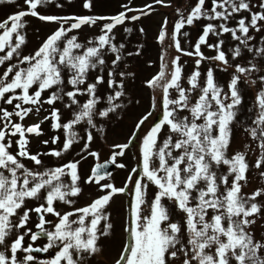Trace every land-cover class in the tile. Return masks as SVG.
<instances>
[{"label": "snow or ice", "instance_id": "6c2138e0", "mask_svg": "<svg viewBox=\"0 0 264 264\" xmlns=\"http://www.w3.org/2000/svg\"><path fill=\"white\" fill-rule=\"evenodd\" d=\"M154 3L171 6L166 0H154ZM0 4L13 5L17 0H0ZM53 4L63 7L57 0H22L17 4V11L0 21V66H3L0 72V245L9 253L0 252V264H30L35 260L32 253L48 252L52 248L57 249L54 257L38 264H84L101 251L99 240L111 234L113 224L107 208L112 198L129 188L128 184L118 188L113 183H101L110 175L104 171L107 163L125 167L115 163V158L124 154L128 144L117 145L120 151L105 165L93 167L84 183L95 184L101 195L82 207H74L72 199L82 192L78 174L80 161L45 168L41 157L60 158L79 139L85 141L78 153L81 159L86 158L85 153L98 156L89 151L94 137L87 129L96 128L97 117L103 120L122 108L125 96L127 74L117 72L125 45L114 43L113 30L125 21H138L141 16H147L153 5L137 9L125 4L124 11L112 16H60L39 11ZM83 7L90 10V0H84ZM254 8L258 10L253 11ZM128 13L139 15L129 16ZM176 15L171 40L177 55L170 61L172 70L168 72V62L162 53L160 71L146 81V86L153 91L159 89L160 95L152 97L153 111L142 115L135 124L138 132L133 135H138L142 126L154 117L139 136V178L128 177L133 185L129 219L123 229L128 242L113 264H264V237L257 240L252 231L256 219L264 216V204L257 200L264 196V189L243 194L249 168L246 155L239 151L228 155L234 129H243L260 150L255 167H264V36L257 47L252 43L255 36L250 34L264 30V0H195L190 9L177 8ZM26 17L58 25L28 54L24 53ZM201 19L209 23L203 26L191 51H187L177 37H187L189 33L182 29L194 26ZM102 21L100 34L87 38L83 44L78 42L77 35H69L83 26L91 28ZM230 21H235V26L229 27ZM167 24L165 18L159 32L160 41L165 38ZM226 33L238 42L230 49L232 60L241 58L246 51L250 58L245 62L230 63L222 50L224 41L219 39ZM209 34L218 38L215 44L207 42ZM202 46L214 50L215 55L205 56ZM109 55L112 56L110 62L105 58ZM182 57L195 58V67L187 78L188 88L181 86L183 65L179 61ZM204 61L216 67L206 69L201 86L200 67ZM217 69L222 72L231 69L226 91L215 80ZM65 72L69 90L64 87ZM90 72H98L92 82L88 81ZM242 84L247 87L259 84L254 102L256 114L250 118V125L247 119L238 120L245 91ZM101 85L110 90L103 98L106 104L103 108L99 107L102 97L97 95ZM45 93L49 94L45 96ZM194 93L198 94L193 100ZM80 96L87 99L81 103ZM57 102L71 111L72 118L65 123L61 122ZM247 111L251 113L252 108ZM42 112L48 114L41 119ZM31 115L37 117V122L26 126L23 121ZM49 120L53 131L63 129L61 147L31 153L28 137L42 136L41 125ZM81 123L87 125L86 138L77 137L72 131ZM59 139L53 135L42 143L57 144ZM24 160L36 168L26 167ZM222 165L227 167L226 173H220ZM132 172H137V168ZM260 175L264 177V171ZM65 176L70 178V183L63 182ZM152 186L155 191L149 199ZM29 200L43 202L26 207ZM165 200L180 213L177 220L172 219L173 213L164 204ZM56 201L68 205L70 210L58 211ZM33 212L38 219L36 232L27 228ZM49 214L56 218L55 222L46 219ZM14 217L16 222H13ZM49 224L51 229L45 227ZM14 230L15 238L9 243L7 238ZM40 236L46 237L47 242L43 247H33ZM25 237L33 243L24 246ZM18 252L25 255L18 258Z\"/></svg>", "mask_w": 264, "mask_h": 264}, {"label": "rangeland", "instance_id": "374dc122", "mask_svg": "<svg viewBox=\"0 0 264 264\" xmlns=\"http://www.w3.org/2000/svg\"><path fill=\"white\" fill-rule=\"evenodd\" d=\"M63 7H56L55 4L48 6L45 8H40L39 11L43 14H51V15H76V16H112L118 14L120 11H124L123 5L127 4L129 7L133 8H144L147 4L153 5V10L149 12L147 16H141L138 21H125L122 25H117L113 30L115 35V41L117 45L123 43L125 48L123 51V60L117 69V72L123 71L127 75L124 79V92L125 96L122 98L123 107L118 109L115 113H110L108 118L101 120L100 118H96V128L87 129V125L85 123H81L79 125L74 126L72 131H75L77 137H85L86 138V129L91 131L93 134V141L90 143L89 151H94L98 153L97 157L87 156L86 158L81 159L78 153H81V149L83 148L84 139H79L73 143L71 149L65 153L60 158H54L50 156H42L45 168H52L60 166L64 163L70 161H80L78 164V174L80 176V187L82 189L81 194L72 198L75 200L74 207H82L86 206L91 202L92 199L97 198L101 195V192L98 191L97 186L95 184H85V179L91 175L92 166L110 160L113 156V150L119 152L120 149L117 148V145L128 144V147L124 149L123 155H117L115 158V163L125 165L124 168H117L114 165V171L111 175L105 177L101 183H113L116 187H123L125 184L129 185V188L125 190L124 193L115 195L110 205L107 208L108 214L111 217V223L113 224V228L111 230V234L108 237H102L98 246L101 251L94 256L88 258L84 261V264H113L115 258L118 257L119 253L123 250V245L126 244L127 238L123 229L126 226V222L128 221V212L130 207V201L132 197L131 188L133 187L131 180L128 177L131 175L133 177L139 178L138 172V161L139 157V149L138 145L140 142L139 136L143 134V129H147L154 117L150 118L143 126L142 129L139 130L138 135H133V133H137L138 130L135 128V124L138 122V119L147 114L152 109V97L155 95L159 97L160 90L157 89L153 91V89L146 86V81L151 79L153 76L157 75L160 71L161 65V54L165 53V61L168 62V72H171V64L170 61L174 58L177 53L175 52V47L171 40V33L173 30V25L176 19H178L176 15V9L180 8L181 10L190 9V7L194 4L195 0H166V2H170V7H163L161 5H157L154 3V0H90L91 9L86 10L83 7L84 0H71V3H68V0H57ZM256 2V0H254ZM22 0H17V4H21ZM17 4L9 5V4H0V21L4 20L7 15L18 10ZM147 11V9H145ZM258 9L254 8L253 11H257ZM139 13H128L129 16ZM241 16H248V13H241ZM167 18L168 24L166 26V34L163 41L159 40V32L161 26L163 25V21ZM28 21L26 36H27V44L24 47V53L28 54L36 49L41 41L47 37V35L51 34L52 31L56 29L58 25L55 23H48L39 21L33 17H26ZM103 21L89 28L88 26H83L80 30H75L69 35H77L79 43H85L87 38H93L100 34V28L103 26ZM209 23V21L201 19L196 22L194 26H186L182 29V32L186 31L189 33L187 37L183 35H178V40L181 43V46L187 50L191 51V45L195 43L198 39V36L202 34V29L205 24ZM212 23L217 24L219 21H212ZM229 27L235 26V21L229 22ZM129 28L131 31L126 32L124 29ZM143 29V32L140 30ZM251 35L255 36V40L252 42L255 46H260V38L264 36V30L260 33H255L254 31L250 32ZM217 37L209 34L207 38V42L209 44H215L217 42ZM219 39L224 41L222 45V50L225 52L228 57L230 63H243L246 59L250 58L249 54L245 51L241 58L233 61L231 57L230 49H233L237 46L236 41L231 39L230 34H224ZM131 52L133 55L129 56L128 53ZM139 52V55L135 53ZM202 52L205 56H213L215 55L214 50H210L209 48L202 46ZM109 62L112 59V56L109 55L105 57ZM195 58L182 57L179 63L183 65V79L181 81V86L184 88H188L187 78L193 71ZM211 66L213 68L216 67L215 64L210 61H204L201 64L200 71L202 73L200 77V84L203 86L204 83V75L203 73L206 69ZM3 66H0V72H2ZM230 72H222L218 69L215 71V80L217 84L227 90V82L230 79ZM98 74V72H90L88 76V81L92 82L94 77ZM119 76H117V82H119ZM67 72H65V90H69L70 86L67 85ZM242 88L245 89L243 92V104L242 111L238 116V120L245 121L247 119V123L250 125L251 117H254L256 114V108L254 107L256 93L259 88V84L256 87H247L245 85H241ZM49 93H45L47 96ZM110 94V90L106 88L105 85H101L97 95L102 97L101 104L99 107H106V104L103 102V98ZM198 93L193 94V100ZM173 96L176 93L173 91ZM81 103H83L87 97L80 96L78 98ZM48 106L45 105V108ZM56 107L61 108V122L65 123L72 118L71 111L63 109L62 105L57 102ZM252 108V112L249 113L247 110ZM11 110V108H9ZM48 113L42 112L40 114V118L42 119L44 115ZM183 113L182 115H185ZM37 122V117L35 115H31L29 118H26L23 123L27 126L32 123ZM43 135L40 137H36L34 135L29 136L28 139L30 141L28 147L31 153L35 154L36 152H47L53 149L59 150L61 147V143L64 139L63 129H59L57 131H53L50 127V120L45 121L41 125ZM103 129L102 132H98L97 129ZM53 135L59 136V141L57 144L44 145L42 143L43 140H50ZM247 146V147H246ZM15 150V149H14ZM242 152L246 155V161L249 165L248 171L246 173L247 182L244 184L242 189V193L245 195H250L252 192L257 189H264V177H261L260 173L264 171V167L256 168L255 161L260 157V150L256 147L254 143H252L251 138L246 136L243 133V129L233 131L231 144L228 149V155L231 156L235 154V152ZM26 167L30 169H35L36 166L32 164L28 160L22 161ZM133 168H137V172H132ZM43 170V169H40ZM220 173H226L227 167L221 166ZM64 183H70V178L65 176L62 178ZM244 183V182H241ZM155 191L154 186L149 188L148 196L149 199L152 197V193ZM258 202L264 204V196L257 198ZM43 201H35L29 200L26 202V207H34L37 203H42ZM164 204L172 211V219L175 221L179 218L180 213L174 208V206L167 200L164 201ZM55 207L58 211H67L70 210L68 205H64L59 201L55 202ZM31 219L27 224V228L32 229L33 232L38 231L35 227V224L38 223V219L36 220V214L30 213ZM75 217H73L74 219ZM13 222H16V218H12ZM46 219L55 222L56 218L49 215H46ZM103 222L101 223L102 226ZM46 228L51 229L52 225H45ZM75 227V225H73ZM21 232L24 229L20 230ZM252 231L257 240L264 237V216L258 217L256 219V223L252 226ZM16 231L14 230L12 234L7 238L10 243L12 239L15 238ZM47 242L46 237L40 236L37 241L34 243L30 241L29 237H25L23 242L24 246H27L29 243H33V247H43V245ZM57 249L52 248L49 249L48 252H42V255L34 256L35 260L30 262V264H38L41 261H48L53 258ZM0 252H5L6 255L9 253L6 251L3 245H0ZM25 255L23 252H18V258H22Z\"/></svg>", "mask_w": 264, "mask_h": 264}, {"label": "water", "instance_id": "95a60500", "mask_svg": "<svg viewBox=\"0 0 264 264\" xmlns=\"http://www.w3.org/2000/svg\"><path fill=\"white\" fill-rule=\"evenodd\" d=\"M105 164H106V163H104V164H102V165H105ZM111 170H112V165L109 164V163H107V167H106V169H104V171L107 172V173H109V172H111Z\"/></svg>", "mask_w": 264, "mask_h": 264}]
</instances>
